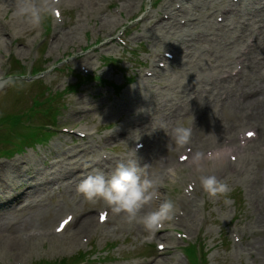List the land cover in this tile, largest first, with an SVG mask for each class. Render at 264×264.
Instances as JSON below:
<instances>
[{
    "label": "rangeland",
    "instance_id": "obj_1",
    "mask_svg": "<svg viewBox=\"0 0 264 264\" xmlns=\"http://www.w3.org/2000/svg\"><path fill=\"white\" fill-rule=\"evenodd\" d=\"M98 1V4H101L100 8L93 10L89 5L88 10L84 0L81 4L73 0H62L61 17L59 12L52 8L51 14L45 15L39 27H32L24 20L12 16L8 0H0V83L3 82L6 85V89L0 93V150L8 148L17 149L20 152L10 157L2 156L0 153V168L3 169L5 178L9 181H12L14 174L9 172L10 166H21V168L33 166L39 173H44L51 161L59 162L56 170L65 169V163L68 162L73 168L79 167L72 179H69L73 181L77 177L83 178L93 170L99 169L94 166L102 154L112 157L111 164L114 165V160L116 162L130 152V147L137 138L133 137L126 141L118 137L119 140H116V133L120 134L123 128L128 129L134 125L146 110H150L149 112L157 116L153 125L159 123L162 126L164 123H169V118H165L166 121L164 118L161 120L158 118L159 112L156 106L159 101L164 103L168 96L174 93L173 88L169 87L171 83L179 84L183 88L182 84L186 87L187 83L203 75L206 78L212 77L214 71H216L214 76H220L219 70L212 68L210 63H213L214 54H220L224 50L223 46L217 44L223 41L224 37L221 34V37L209 35L207 39L194 40L188 35L185 37L190 40L180 49L183 53L169 63L171 68L165 72L161 71L159 75H152L147 84L148 78L144 77L146 73L157 68L159 60L164 59L162 55L165 49L170 50V47L160 45L153 39L154 29L157 27L153 25L162 18H168V14L163 16L165 6L173 4L171 6L174 7L177 1L141 0L139 8L136 6L133 10L129 7L123 9L121 0ZM220 1L213 7L207 6L195 13L202 14L204 17L205 12L217 11L222 4L231 0ZM192 4L186 3L191 11L194 9L190 6ZM7 5L8 9L5 10ZM93 6L99 7L95 3ZM191 11L190 14H193ZM148 12L152 16L144 22L141 19ZM105 17H114L116 25L103 27ZM49 18L51 23L48 28ZM164 21L166 23L171 20ZM60 32L66 33L68 39L61 38L58 41ZM70 32L72 35H69ZM213 39L215 40L212 41ZM205 46H209L211 51L213 49V54L206 52ZM185 50L191 51L190 58L185 55ZM206 54L210 58L205 56ZM14 59L17 62L19 60L29 71L33 66H43V71L36 76H32L29 72L26 77H15L19 75L20 69H13L15 64L19 66ZM10 73L13 75L10 76ZM83 74L91 75L92 80L71 93L64 92L65 88L71 89ZM168 75L173 76L172 81ZM163 76H167L165 80L169 84L164 90L158 83ZM37 78H41L42 82L37 81ZM144 79L146 80L143 81ZM99 80L107 83H101ZM190 84L193 88L197 87L195 83ZM141 85L146 86L145 91H148V99L142 102L147 104L143 110L139 109L144 104L141 105L139 99L134 96L135 92H141L144 89ZM198 86L202 84L199 83ZM43 88L55 94L57 100L53 103L60 106L57 112L58 119L54 126L52 125L57 128V131H52L53 136L48 142L25 148L33 142L32 137L35 139L41 131H37L39 134L32 135L28 137L29 139L25 137V134L31 131L35 133L36 128H40L39 125L42 123L52 124L53 122L42 118L43 115L38 113L37 116L33 115L30 121L26 118L19 124L16 123V129H14L13 118L14 115L30 110L34 95L43 100L44 96L41 97V95L47 92ZM43 109L47 112L48 107ZM167 109L166 111L170 112ZM35 112L32 110L30 114ZM174 113L178 114L180 111ZM197 115L199 114H195V117ZM221 117L219 120H223V114ZM186 122L189 124L190 121ZM205 125L209 127L208 116H204L200 121L201 127ZM184 126L187 127V125ZM245 126L244 124L241 128ZM165 133L162 131L160 140ZM25 139L27 143H24ZM38 140H43V134ZM8 141L13 143H6ZM16 143L20 145H14ZM21 143L26 144L25 147ZM23 147L24 149H21ZM172 149L173 146L169 148V151ZM163 150H160L159 155L163 154L165 158L167 152ZM182 150L183 148L171 153V157L167 155L168 158L170 157V165ZM53 152L60 154L58 158H53L55 156ZM26 159L28 162L24 163ZM186 164L178 167L177 172L171 173L174 175H171L170 181L162 192V198L171 199L175 205L172 215L164 220L169 230L165 232L167 237L164 241L157 239L147 243L144 241L149 236L146 230L140 232L132 224H127L128 227H125L126 225L120 227L113 222L104 225L101 232L95 234L91 231L82 232L81 234H86L90 238L89 243H83L81 235L76 245L71 247L70 239L61 240L67 245H59L56 242V245L50 244V242L54 243L55 237H49L51 238L49 240L43 239V243L37 244L30 257L21 258L22 264H58L60 260L63 262L79 254H82L79 256L80 259L84 258L83 254L87 256L86 262L82 264L147 262L175 264L176 258L183 264H189L183 254L189 244L198 245L201 251L207 254L208 264H264V249L262 257L253 249L254 242L261 239L263 241L264 230L260 231L261 227L258 225V218L261 217H257L256 214L258 212L255 206L256 198L253 200L255 194L252 191L248 192L251 187L245 183L252 176L250 169H246V172H241L240 175L229 174L228 171L217 174L218 178L228 185V191L210 197L201 186L194 190L190 179L192 178L190 177L191 165ZM170 165L160 167L158 175H162L155 176L159 184L163 181L164 185ZM257 180L264 183L263 179L256 177ZM56 187L58 184L52 186V188ZM261 191L264 194V188ZM2 194L1 192L0 195ZM188 195H191L190 200H194L193 224H190V220L185 219V216L181 220L173 218L176 217V210L181 207L180 202L183 196ZM86 203L89 204L90 201L87 200ZM261 208H264L263 203ZM2 216L3 214L0 217ZM60 216L61 213L51 224L55 225ZM71 230L74 231V229ZM160 242H163L166 247L162 253L157 249V244ZM77 258L65 262L74 264ZM12 261V258H8L0 264H14Z\"/></svg>",
    "mask_w": 264,
    "mask_h": 264
},
{
    "label": "bare ground",
    "instance_id": "obj_2",
    "mask_svg": "<svg viewBox=\"0 0 264 264\" xmlns=\"http://www.w3.org/2000/svg\"><path fill=\"white\" fill-rule=\"evenodd\" d=\"M48 1L51 4L52 0ZM73 1L81 4V1L83 0ZM176 1L177 3H181L180 7L177 8L175 6L173 8L171 6L173 4L166 5L163 12L169 14V20H171L169 21V24L167 25L164 23V20H159L158 22L154 23L153 26L157 27L154 29L155 34L153 35V39L156 40L160 45H166V47H170V44L173 43L174 47H172V51L175 52L176 56H179L182 53L180 49L183 48L189 40L185 36L189 35L191 38L196 34L202 33V24H204L206 28L210 27V21H204V19L201 18L202 16H199L200 14H196V17H194L195 19L193 20V14H190L191 10H189L188 6H186V3H193L190 5L194 7L193 10L200 11L207 7V4H210L211 1ZM251 1L256 3L257 6L255 7V5H253V8L246 6L242 15L247 20H250V23L245 26V29L252 30L254 35H251V37L256 36L258 42L255 43L254 47L247 45L245 49L243 48L242 50L240 45H244L245 43L242 42L241 44V41H244V36H242L241 31H238V28L236 29L235 27H229L227 32L223 33V37L227 39L224 43H222V45L225 46L224 50L222 53L216 55L217 60H219L218 62H220L219 65L224 63L226 64L223 65V70H225V68L232 65L234 61L236 67V53H241L240 55L244 56L246 51H252L253 55L250 54L245 67L246 77L244 76L245 78H243L241 81H236L234 76L230 74L228 76L229 81L227 79L226 83L220 81V79H217L216 77L211 79V82L206 81L204 76L201 78H196V84L200 83L202 86L197 87V92L194 93L193 97L189 95V98H186V94H184L183 104L180 105V103H177L176 107L174 108V112L188 110L189 113L186 111L184 114L187 115H184L183 112L178 114L171 112V115L168 113H162L160 115V118L164 117V121H166L165 118H169V124H174V127L177 125L188 126L186 121H192L196 127L193 128V135H190L189 143H192L196 150H200L202 148V142H204L203 148L205 149L226 146V144L223 143L230 141H224L226 137H231L230 135L228 136V134L250 122L261 126L258 137L261 138L259 141L260 146L264 148V0ZM8 2L10 5L9 9H11L12 5L14 4V0H8ZM34 2H39V0H34ZM84 2L87 4L86 9L88 10L90 9L89 5L92 6L91 8H93V10L101 7V4H98V0H84ZM94 3L99 7L93 6ZM140 4L141 0H121V7L123 9L129 7L130 10H133L136 6L139 8ZM166 8H168V10H166ZM4 9L7 10L8 5ZM151 16V14L145 15L143 21L145 22L146 20L150 19ZM183 18L185 19V23L181 24L180 20ZM115 25L116 19L114 17L104 18L103 27ZM183 25H185L187 28L183 29ZM176 29L179 30L176 31ZM69 35H72V32H70ZM229 37H236V39L231 40ZM61 38L68 39V35L64 32H60L57 37L58 41H60ZM193 46H196V44H193ZM185 55L190 58L191 51L189 52L185 50ZM233 69L230 73H233ZM160 72L161 69L160 71L158 68L154 69V74H160ZM223 73H226V71ZM143 81H145V79ZM1 84H3V82L0 83V85ZM171 87L176 86L172 85ZM141 88L144 89H142L141 92H135L134 96L139 99V103L143 104L142 102H145L146 99H148V91H145L146 86L141 85ZM145 105L141 107L142 110L145 108ZM194 114H199V117L197 119H192ZM222 114L223 120H219L222 118ZM204 116H208L209 127H206V125L204 127L200 126V121ZM138 122L140 124L142 123V121L138 120L136 124ZM167 126L164 125L163 127L167 129ZM121 132L122 133L120 134L116 133V140H119L118 137H120L122 138L121 140L128 141V139L135 137L137 134L141 136V131L137 129L135 125L130 126L128 129L125 128V130H122ZM149 132L150 133L148 135L142 136V139L146 140V142L148 140L149 142L154 140V143L159 145V147L156 148L150 144L152 151L146 156V158L151 161V165L145 166L144 163H141L140 167L143 175L156 179L155 176L158 175L160 167L162 165H170V157L172 155L171 153L177 152L179 149L184 148V146L180 147L175 145L174 141H172L170 138L167 142H164L163 139L160 140L158 130L152 126L150 127ZM218 136H222L220 138L222 140V144H219L218 142L216 144L214 143V138ZM204 138H206L205 141ZM171 146H173V149L172 151H169ZM256 148L257 149L253 152V154L245 153L242 155V157H240L241 160L239 163L242 162L244 163V166L246 165L249 167L252 176L251 179L248 180V185L252 188H250L252 192H255V188L257 189L258 192L255 193V197L258 198V201L261 200L264 205V194L261 192V189L264 188V183L261 180L256 181L255 177L253 176L255 174L258 179L264 180V150L261 151L259 150V147ZM161 149H164L163 151L167 152L165 158H163V154L159 155ZM53 154H55L53 157L55 159L60 155L59 153L57 154V152H53ZM167 155L170 157L168 158ZM100 158L109 162L113 159L109 156ZM25 162L27 163L28 159H26L24 163ZM58 163V161H51L49 165L46 166L47 169H45L44 173H39L37 168H34L33 166H22V168L21 166H10L9 172L14 173L12 176V181L6 180V178H4V171L2 168H0V190L3 189V195H0V216L3 214V216L0 217V262L3 260H8V258L21 261V258L24 259L30 257L32 251L36 248L38 243L42 244L43 239H51L46 237L49 234L48 230L53 227L50 225H52L51 223L54 222L56 217L59 216V214L64 211V209L66 211L69 210V208H72L74 212H76L75 223L77 228L72 231L66 239V241L70 239V247L76 245L80 235L81 238L82 236H86V234H81L82 232L84 233L91 231L92 234H95L101 232L103 229L102 226H98L93 218V203L90 201L91 206H89L88 210L82 209L81 207L85 204V202H87V199H85L82 194L76 191V186L80 180L76 179L74 181H68L73 177L74 172L78 170L79 167L77 166L76 168H71L69 171L68 167H71V164L66 162L65 169L56 170ZM112 165L113 164L110 163L108 166L111 167ZM225 166L227 167V165ZM19 168L22 170H18ZM94 168H97L96 163ZM156 168L158 169L153 171ZM224 169L225 168H221L218 170L217 174H222ZM192 177L194 178V181L196 180V182H199L195 178L194 173L192 174ZM14 179L17 181L13 182ZM60 182L66 184L62 185L64 187L63 189L59 188V192L57 193L58 199L55 201L54 197L56 196L55 193H53L50 185H60ZM162 188L164 189L165 186L160 185L159 191ZM17 189L21 190H18L20 191L19 194ZM78 196H82L83 200L80 197V201L78 202L76 200ZM180 204L182 207H180V209H182L184 214L188 216L190 224H193L194 200L183 198ZM150 207H154V204ZM257 217H261L258 218V225H260V231H262L264 230V208H262V211L257 214ZM111 219L114 220L115 225L120 227H122V225H126L125 227H128L127 224H132L134 225V228L138 229V231H145L143 226L140 224L135 222H126L122 214H115L111 211ZM30 230H38V232L33 231L32 235L28 236L25 232ZM40 230H46V233L43 237L40 236ZM158 233L161 234L160 232ZM166 234L167 233L163 232L160 235L162 241L166 239ZM50 235L56 237L54 238L56 239L54 243L50 242V244L56 245V242L59 245H67L65 241L59 240L57 235ZM253 249H255L256 252H258L262 257L264 239L263 241L261 239L254 242Z\"/></svg>",
    "mask_w": 264,
    "mask_h": 264
},
{
    "label": "clouds",
    "instance_id": "obj_3",
    "mask_svg": "<svg viewBox=\"0 0 264 264\" xmlns=\"http://www.w3.org/2000/svg\"><path fill=\"white\" fill-rule=\"evenodd\" d=\"M52 5L48 0H14L11 12L32 27H39L45 15L51 14ZM165 132L177 146L190 141L191 130L177 125ZM229 146L216 148L211 154L195 150L191 154V172L199 181L202 190L210 197L226 193L228 185L218 178L217 172L227 162ZM159 181L143 175L136 150L125 154L108 169H96L84 176L76 191L89 201L99 198L113 213L122 214L128 223H137L147 232L153 231L168 219L175 208L171 199L162 198ZM158 202V203H156ZM155 204V207H150Z\"/></svg>",
    "mask_w": 264,
    "mask_h": 264
},
{
    "label": "snow or ice",
    "instance_id": "obj_4",
    "mask_svg": "<svg viewBox=\"0 0 264 264\" xmlns=\"http://www.w3.org/2000/svg\"><path fill=\"white\" fill-rule=\"evenodd\" d=\"M101 218L103 219V215L101 216Z\"/></svg>",
    "mask_w": 264,
    "mask_h": 264
}]
</instances>
